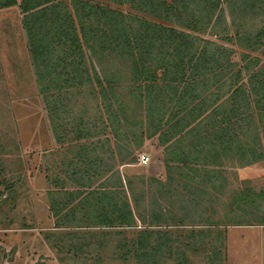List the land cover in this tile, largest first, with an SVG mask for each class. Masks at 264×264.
<instances>
[{"label":"trees","instance_id":"obj_1","mask_svg":"<svg viewBox=\"0 0 264 264\" xmlns=\"http://www.w3.org/2000/svg\"><path fill=\"white\" fill-rule=\"evenodd\" d=\"M68 1L72 8L67 0H0V8L18 6L23 14L42 92L90 87L106 107L116 149H121V140L128 144L137 140L139 147L144 138L158 135L170 156L168 172L177 169L187 182L195 183L202 177L198 168L202 166L206 180L199 183L206 188L214 185L209 168L212 162L220 165L223 154H234L248 163L264 159V61L258 55L264 54V0ZM233 8L239 9V17L230 11L228 23L227 9ZM248 20L253 25L246 27ZM255 21L261 23L254 25ZM231 25L235 33L229 30ZM209 29L225 43L201 35ZM228 44L241 49L240 62ZM94 58L102 68L103 61L110 59L127 70L124 75H100ZM122 83L127 84L124 95L118 90L125 86ZM60 97L56 95V101ZM90 130L80 129L81 138ZM81 149L87 159L81 155L80 160H87L89 167L71 164L69 179L74 189L62 188V196L50 191L54 227L66 228L82 215L86 225L81 228L119 229L125 235L120 246L124 261L189 264L185 249L174 250L173 232L153 228L171 226L169 219L152 213V224L139 227L137 218L143 219L139 203L134 198L136 217L121 178L120 188L86 190L109 160L100 148ZM119 150L117 154L111 150L113 159L118 155L124 164L136 162L134 155ZM6 186L13 189L9 182ZM3 195L0 189V198ZM236 195L233 204L237 207L231 204L229 210L244 211L253 205L259 212L257 222L264 225V191L248 188ZM242 221L227 219L228 223L217 226ZM130 231H134L131 236Z\"/></svg>","mask_w":264,"mask_h":264},{"label":"rangeland","instance_id":"obj_2","mask_svg":"<svg viewBox=\"0 0 264 264\" xmlns=\"http://www.w3.org/2000/svg\"><path fill=\"white\" fill-rule=\"evenodd\" d=\"M121 8L129 11L128 6ZM230 11L239 17V9H227L228 23ZM22 20L18 6L0 8V189L4 193L0 198V264H134L120 258L125 235L119 229L81 228L86 225L82 215L66 228L54 227L51 193L62 196V188L74 189L76 185L69 179L71 164L88 166L87 160H80L81 155L87 159L82 154L84 146L100 148L109 160L104 164L107 167L94 175L91 189L86 190L120 188L121 178L136 217L140 214L144 219L137 218L139 227L152 224V213L169 219L171 226L153 228L170 229L174 250L185 249L189 264H264V225L257 222L259 212L253 205L244 211L229 210L236 192L248 188L255 193L264 191V159L248 163L225 153L220 165L212 162L209 170L214 185L207 184L206 188L199 183L206 180L202 166H198L202 177L195 183L187 182L177 169L168 172L166 160L170 156L158 135L144 138L139 147L137 140L130 145L121 140V149H116L106 107L90 87L42 92ZM245 25L252 26V20ZM235 29L229 27L232 33ZM201 35L225 43L210 29ZM228 47L234 49V59L240 62L241 49L233 44ZM258 55L264 61V54ZM93 60L100 75H124L127 70L121 62L114 64L108 59L102 68ZM126 89L127 84L118 88L119 94H126ZM54 95H60L63 103ZM82 128L91 129L83 138ZM111 150L113 154L118 150L131 153L136 162L124 164L118 155L113 159ZM144 156L147 163L141 162ZM57 180L65 184L60 187ZM8 182L13 184L11 191ZM227 219L243 221L240 225L217 226L228 223ZM166 262L173 264V260Z\"/></svg>","mask_w":264,"mask_h":264},{"label":"built area","instance_id":"obj_3","mask_svg":"<svg viewBox=\"0 0 264 264\" xmlns=\"http://www.w3.org/2000/svg\"><path fill=\"white\" fill-rule=\"evenodd\" d=\"M147 161H148V157H145V156L141 160L142 163H147Z\"/></svg>","mask_w":264,"mask_h":264}]
</instances>
